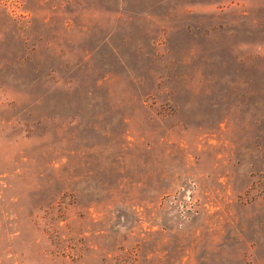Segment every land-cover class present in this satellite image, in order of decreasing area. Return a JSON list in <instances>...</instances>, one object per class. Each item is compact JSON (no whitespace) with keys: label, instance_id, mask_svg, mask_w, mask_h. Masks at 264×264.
<instances>
[{"label":"rangeland","instance_id":"374dc122","mask_svg":"<svg viewBox=\"0 0 264 264\" xmlns=\"http://www.w3.org/2000/svg\"><path fill=\"white\" fill-rule=\"evenodd\" d=\"M264 264V0H0V254Z\"/></svg>","mask_w":264,"mask_h":264},{"label":"trees","instance_id":"16d2710c","mask_svg":"<svg viewBox=\"0 0 264 264\" xmlns=\"http://www.w3.org/2000/svg\"><path fill=\"white\" fill-rule=\"evenodd\" d=\"M13 250H7L3 254H0V264H18V261H15V258H12L14 255L7 256V254H11Z\"/></svg>","mask_w":264,"mask_h":264}]
</instances>
